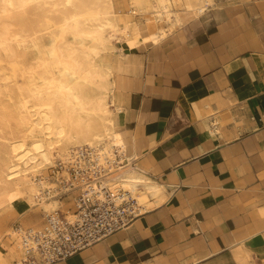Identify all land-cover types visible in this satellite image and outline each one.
Masks as SVG:
<instances>
[{
	"label": "crops",
	"instance_id": "0c3cea01",
	"mask_svg": "<svg viewBox=\"0 0 264 264\" xmlns=\"http://www.w3.org/2000/svg\"><path fill=\"white\" fill-rule=\"evenodd\" d=\"M179 16L161 42L110 56L114 126L160 193L55 264H264V0ZM17 259L0 248V264Z\"/></svg>",
	"mask_w": 264,
	"mask_h": 264
},
{
	"label": "bare ground",
	"instance_id": "6f19581e",
	"mask_svg": "<svg viewBox=\"0 0 264 264\" xmlns=\"http://www.w3.org/2000/svg\"><path fill=\"white\" fill-rule=\"evenodd\" d=\"M212 2L134 0L132 6L141 16L148 15L143 41L157 44L166 38L169 26L180 24V12L198 16ZM26 10L38 16L34 27L26 23ZM0 15V99L26 126L18 137L0 138L6 148L0 162V206L13 207L21 200L49 213L62 205L41 196V188L47 187L36 176L52 160L65 159L82 146L101 151V156L124 151L113 120L114 109H119L112 97V70L102 56L118 49L121 41L134 48L141 36L136 25L114 13L111 0H0ZM163 22L167 28L159 26ZM29 51L32 58L24 61ZM121 173V187L138 206L148 195L160 193L159 186L133 168L127 166ZM10 236L19 264L23 252L16 235Z\"/></svg>",
	"mask_w": 264,
	"mask_h": 264
},
{
	"label": "built area",
	"instance_id": "2783aa9c",
	"mask_svg": "<svg viewBox=\"0 0 264 264\" xmlns=\"http://www.w3.org/2000/svg\"><path fill=\"white\" fill-rule=\"evenodd\" d=\"M89 146L54 159L41 179V196L56 198L67 209L43 213L39 224H13L23 252L19 264H55L128 226L139 214L136 199L121 187V171L136 160L124 151L100 155ZM17 263V262H16Z\"/></svg>",
	"mask_w": 264,
	"mask_h": 264
},
{
	"label": "rangeland",
	"instance_id": "374dc122",
	"mask_svg": "<svg viewBox=\"0 0 264 264\" xmlns=\"http://www.w3.org/2000/svg\"><path fill=\"white\" fill-rule=\"evenodd\" d=\"M111 1H112L114 13L120 15L123 18V20L129 21L133 23L134 25H136L140 32V36L143 38L146 37L147 30L145 27L144 19L148 15L144 14L143 16H141L138 13L136 8L132 6V4L134 3V0H111ZM222 1L224 0H213L212 5L209 8L215 7L216 5L220 4ZM25 17H26V21H27L26 23L28 24V26L31 25L32 27H34L38 22V16L32 14V12H30L29 10H26ZM180 23H181V20H180ZM159 26H163L165 28L168 27L167 24L164 22L161 23ZM175 26H178V25H175ZM175 26H169L166 30V33L168 34L170 32V28L175 27ZM28 29L30 28L28 27ZM123 44L124 42L122 41L119 43H116V47L120 48ZM117 51L118 49H115L110 52L104 53L102 56V60L107 62L111 66L110 56L112 54H115ZM18 53L20 54V52ZM32 54L33 53L30 51L27 52V54L24 55V61H30L32 58ZM111 70H112V67H111ZM112 77H113V71H112ZM114 111H116V109H114ZM25 129H26V126H23L21 125V123H19L16 114L9 107V105L7 104V101H5L4 99H0V132H1L0 138L7 139V138H11V136L18 137L26 133ZM2 145L3 144L1 141L0 143V162L5 158V155H6V152H5L6 148H4ZM53 162L54 160H52L51 164H53ZM45 171L46 169L41 172L40 176L42 174L45 175ZM37 177L39 176H36V178ZM20 201L21 200L14 203L13 207H8L5 204L0 206V248H5L7 251H10V252L15 251L11 247L15 245V242L11 241V238L13 239V236L9 235L11 238L6 236L7 234L10 233V227L13 224H19L21 226L39 224L41 221V217L44 213L43 209H40L38 205L29 207L27 205H24ZM61 205L62 206L59 208V211L64 212L67 209L68 205L64 203H62ZM16 239L17 237L15 236V240Z\"/></svg>",
	"mask_w": 264,
	"mask_h": 264
}]
</instances>
